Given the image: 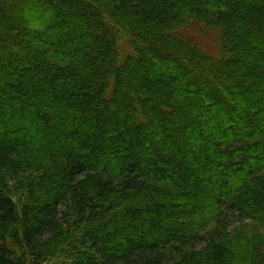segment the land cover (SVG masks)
Returning a JSON list of instances; mask_svg holds the SVG:
<instances>
[{
	"label": "trees",
	"instance_id": "obj_1",
	"mask_svg": "<svg viewBox=\"0 0 264 264\" xmlns=\"http://www.w3.org/2000/svg\"><path fill=\"white\" fill-rule=\"evenodd\" d=\"M248 220L264 0H0V264H264Z\"/></svg>",
	"mask_w": 264,
	"mask_h": 264
},
{
	"label": "rangeland",
	"instance_id": "obj_2",
	"mask_svg": "<svg viewBox=\"0 0 264 264\" xmlns=\"http://www.w3.org/2000/svg\"><path fill=\"white\" fill-rule=\"evenodd\" d=\"M208 40L209 39L208 37ZM247 222V225L243 223V221H239L233 225H231V230L230 233L232 234L231 238L235 240V243L241 244L243 246V249L245 251H248L249 247L253 248V244L251 246H247L246 240L244 237L249 238V240H252V242H259L261 240V237L264 236V225L262 224H254L251 221H245ZM261 235V236H260ZM245 245V246H244ZM240 251V247H239Z\"/></svg>",
	"mask_w": 264,
	"mask_h": 264
}]
</instances>
